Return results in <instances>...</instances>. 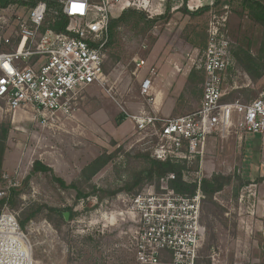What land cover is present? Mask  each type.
Masks as SVG:
<instances>
[{"label": "rangeland", "instance_id": "374dc122", "mask_svg": "<svg viewBox=\"0 0 264 264\" xmlns=\"http://www.w3.org/2000/svg\"><path fill=\"white\" fill-rule=\"evenodd\" d=\"M173 0L171 18L146 23L136 13L115 30L106 51L105 83L92 84L72 118L43 124L30 111L0 108L1 125L9 126L0 169V191L8 192L2 210L15 211L29 235L34 257L44 264H137L125 247L132 226L129 199L158 181L146 180L132 192L116 196L106 191L123 187L147 168L144 147L134 144V125L117 102L133 113L138 109L163 115L186 114L199 108L203 92L189 80L200 66L212 23L231 41L233 51L248 49L257 56L264 28L237 5L217 6L204 14L186 15ZM123 0L116 10L162 14L166 0ZM214 0H186L188 9L212 5ZM145 61L137 69L135 59ZM156 68L152 90L155 103L147 100L140 80ZM226 101L249 102L264 95V76L254 80L236 65L226 82ZM0 132V147H1ZM100 171L85 176L83 170L99 155L115 153ZM36 160L53 172H33ZM185 177L195 180L216 173L236 174L249 184L234 182L202 206L204 234L200 260L211 264H264V134H233L228 139L208 140L203 164L189 163ZM54 175L68 184L78 183L86 197L74 188L63 189ZM217 203V204H215ZM0 211V212H1ZM64 212H69L66 220ZM31 217H28L29 215Z\"/></svg>", "mask_w": 264, "mask_h": 264}, {"label": "built area", "instance_id": "2783aa9c", "mask_svg": "<svg viewBox=\"0 0 264 264\" xmlns=\"http://www.w3.org/2000/svg\"><path fill=\"white\" fill-rule=\"evenodd\" d=\"M71 23L56 33L46 27L51 12L46 0L23 11L17 5L0 9V108L30 111L43 124L72 118L92 84L104 85L106 51L111 41L112 15L123 0H59ZM148 2L144 0L142 6ZM137 69L145 61L135 59ZM198 69L204 72L199 108L176 116L159 111L129 112L119 102L122 115L134 125V144L161 161H196L203 164L208 140L228 139L233 134H264V95L249 102L226 101V82L236 67L230 39L214 23ZM156 68L140 80L149 103ZM162 177L154 188L129 199L132 221L125 247L137 264H196L202 244V203L198 189L188 195L176 192ZM8 192L0 191V199ZM0 264H44L35 259L29 235L19 215L0 212Z\"/></svg>", "mask_w": 264, "mask_h": 264}, {"label": "trees", "instance_id": "16d2710c", "mask_svg": "<svg viewBox=\"0 0 264 264\" xmlns=\"http://www.w3.org/2000/svg\"><path fill=\"white\" fill-rule=\"evenodd\" d=\"M39 0H0V9L7 8L11 5H17L21 10L26 11L30 7H32ZM48 2V6L51 9L47 20L46 27L51 29L56 33H63L67 31V27L71 23V19L68 15L64 14L62 11L59 14H55V10H59L61 8V3L59 0H46ZM173 0H166V8L165 11L157 15L156 17H150L144 11H139L135 9H127L122 12H115L112 15L111 23H110V36L111 41L114 37L115 30L121 24L126 22L127 18L136 13L140 17L141 20L146 23H154L159 20H169L171 18V10H172ZM237 5L242 9L241 12H247V14L251 17V19L257 22L261 27L264 28V0H214L212 5H203L198 7L196 10H190L187 7L186 0L180 1V6L177 10L184 12L186 15H198L204 14L205 12L210 11L213 8L220 6L224 7L226 11L232 7V5ZM109 43V45H110ZM108 45V46H109ZM233 56L235 58V63L238 67L243 68L254 80H257L264 76V39L262 41L259 54L257 56L253 55L248 49L239 48L237 51H233ZM189 80L198 81L200 91L203 92V83H204V72L202 69H198L197 67L193 68L190 75ZM124 116H121V119ZM1 147H0V169L2 166L3 153H4V141L8 137L9 126L1 125ZM116 154H106L103 153L95 158L84 170L83 173L85 176H92L100 171L108 162L113 158ZM143 158L148 163L146 169L141 172H137L132 181L126 183L123 187L118 189L106 191L107 194L112 196H116L119 192L129 191L132 192L136 188H140L142 184L146 180L148 181H160L162 177L167 176L170 173L175 175V178L170 181V186L178 193L193 195L196 193L198 189V179L188 180L185 175L189 171L190 165L188 161H161L153 158L149 153H144ZM33 172H53V169L39 160H36L33 165ZM54 180L59 182L63 189L74 188L77 190V197L82 198L88 196L90 193H86L85 190L75 182L68 184L63 178L54 175ZM237 182L238 187L241 188L247 184L249 181H244L240 176L236 174H222L216 173L212 175V177H204L201 181V190L205 195V199L203 203L206 201L213 202V198L216 193L221 192L226 186ZM6 202L5 199H0V211ZM202 203V206H203ZM217 204V203H215ZM30 214L28 217H31ZM26 220L21 222L22 227H24ZM196 264H211L210 260H200L199 258L196 261Z\"/></svg>", "mask_w": 264, "mask_h": 264}, {"label": "water", "instance_id": "95a60500", "mask_svg": "<svg viewBox=\"0 0 264 264\" xmlns=\"http://www.w3.org/2000/svg\"><path fill=\"white\" fill-rule=\"evenodd\" d=\"M64 217L66 220H68L69 219V212H64Z\"/></svg>", "mask_w": 264, "mask_h": 264}, {"label": "crops", "instance_id": "0c3cea01", "mask_svg": "<svg viewBox=\"0 0 264 264\" xmlns=\"http://www.w3.org/2000/svg\"><path fill=\"white\" fill-rule=\"evenodd\" d=\"M139 111H142L141 109H138V110H136L135 112H139Z\"/></svg>", "mask_w": 264, "mask_h": 264}]
</instances>
